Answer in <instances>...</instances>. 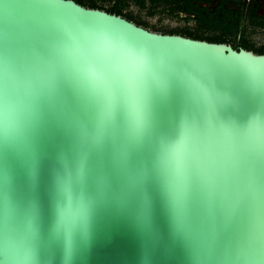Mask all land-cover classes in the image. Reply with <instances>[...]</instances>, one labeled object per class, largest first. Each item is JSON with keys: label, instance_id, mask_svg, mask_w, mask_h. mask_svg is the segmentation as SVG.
<instances>
[{"label": "water", "instance_id": "obj_1", "mask_svg": "<svg viewBox=\"0 0 264 264\" xmlns=\"http://www.w3.org/2000/svg\"><path fill=\"white\" fill-rule=\"evenodd\" d=\"M0 264H264V55L0 0Z\"/></svg>", "mask_w": 264, "mask_h": 264}, {"label": "flooded vegetation", "instance_id": "obj_2", "mask_svg": "<svg viewBox=\"0 0 264 264\" xmlns=\"http://www.w3.org/2000/svg\"><path fill=\"white\" fill-rule=\"evenodd\" d=\"M143 5L134 25L163 35L220 41L243 50L264 44V0H134ZM148 14V15H145Z\"/></svg>", "mask_w": 264, "mask_h": 264}, {"label": "trees", "instance_id": "obj_3", "mask_svg": "<svg viewBox=\"0 0 264 264\" xmlns=\"http://www.w3.org/2000/svg\"><path fill=\"white\" fill-rule=\"evenodd\" d=\"M72 1L84 8L96 9V10L104 11L107 14L119 16L131 23L138 24L137 22L138 18L144 16V14L140 15L137 9V8L143 9V5L140 4V2H135L134 0H72ZM184 38H188V37H184ZM206 42L216 43L220 41L207 40ZM242 48L243 50L250 51L256 55H264V44H260V45L250 44L248 46H243ZM232 49L236 51L239 50V48H234V47Z\"/></svg>", "mask_w": 264, "mask_h": 264}, {"label": "snow or ice", "instance_id": "obj_4", "mask_svg": "<svg viewBox=\"0 0 264 264\" xmlns=\"http://www.w3.org/2000/svg\"><path fill=\"white\" fill-rule=\"evenodd\" d=\"M136 64H137V66H143V64H144V60H143V58L142 57H137L136 58Z\"/></svg>", "mask_w": 264, "mask_h": 264}]
</instances>
